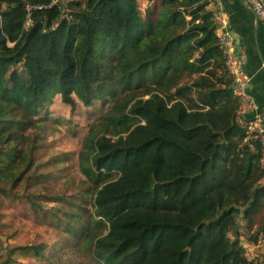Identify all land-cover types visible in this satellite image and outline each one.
<instances>
[{"label": "trees", "instance_id": "trees-1", "mask_svg": "<svg viewBox=\"0 0 264 264\" xmlns=\"http://www.w3.org/2000/svg\"><path fill=\"white\" fill-rule=\"evenodd\" d=\"M51 1L0 0V210L48 216L47 237L0 264H255L264 169L206 2ZM56 96L72 116L101 106L77 189L65 178L76 210L52 205L67 198L44 170L48 131L64 124ZM64 165L51 166L65 177Z\"/></svg>", "mask_w": 264, "mask_h": 264}, {"label": "rangeland", "instance_id": "rangeland-1", "mask_svg": "<svg viewBox=\"0 0 264 264\" xmlns=\"http://www.w3.org/2000/svg\"><path fill=\"white\" fill-rule=\"evenodd\" d=\"M148 4L141 3L142 10L148 8ZM51 118H62L64 124H56V127L50 128L45 140V150L42 155L44 161H49V165L44 168L48 173H52L55 181L48 182L49 190L55 193H61L67 198L65 202H57L52 204L54 207L67 210L69 208L77 209L74 203H77L75 198H72V190L65 185L66 177L74 178L72 187L77 189V179L80 174L77 172L76 154L80 148V142L87 129L100 114L101 106L87 107L83 106L77 109L73 116L69 113V108L66 107L60 100L59 96L54 98V104L51 106ZM67 155L68 160L65 159ZM65 161L64 167L67 169L65 177L59 176L57 167L51 166L55 160ZM63 167V166H62ZM81 177V176H80ZM47 186V183L44 184ZM72 198V199H71ZM35 215V217H34ZM36 215H39L36 217ZM47 214H41L40 210H31L24 208L21 205L19 208H8L0 210V262L7 257L8 252L15 247L25 246L32 243L37 236L42 239L47 237L45 225ZM243 231V230H242ZM231 236V235H230ZM244 242V239L241 240ZM244 245V244H243ZM245 246V245H244ZM15 261L12 264H28L18 253L13 255Z\"/></svg>", "mask_w": 264, "mask_h": 264}, {"label": "built area", "instance_id": "built-area-1", "mask_svg": "<svg viewBox=\"0 0 264 264\" xmlns=\"http://www.w3.org/2000/svg\"><path fill=\"white\" fill-rule=\"evenodd\" d=\"M71 0H52L49 8ZM206 9L212 14L213 22L216 26V35L221 43L226 66L233 77V92L240 102L237 112V121L245 130L244 142L250 145L252 151H259L260 164L264 169V121L259 115H253L256 105L247 88L250 84V77L246 72V57L243 53L236 51L232 37L224 30L221 22L224 21V9L220 0H204ZM256 18L264 26V0H245ZM28 7V6H27ZM36 8L28 7V16L25 27L32 24L30 15ZM259 247L255 254L248 252V259L255 260V264H264V236L260 238L257 245Z\"/></svg>", "mask_w": 264, "mask_h": 264}, {"label": "crops", "instance_id": "crops-1", "mask_svg": "<svg viewBox=\"0 0 264 264\" xmlns=\"http://www.w3.org/2000/svg\"><path fill=\"white\" fill-rule=\"evenodd\" d=\"M220 1L225 15L221 26L230 33L236 51L246 57L245 69L251 79L247 91L256 105L252 114L261 116L264 121V26L245 0ZM248 246L254 252L259 249L255 245L248 244Z\"/></svg>", "mask_w": 264, "mask_h": 264}, {"label": "water", "instance_id": "water-1", "mask_svg": "<svg viewBox=\"0 0 264 264\" xmlns=\"http://www.w3.org/2000/svg\"><path fill=\"white\" fill-rule=\"evenodd\" d=\"M242 216H243V214L240 215V218H239V220H238V222H239L238 227H239V225L241 224V218H242Z\"/></svg>", "mask_w": 264, "mask_h": 264}]
</instances>
